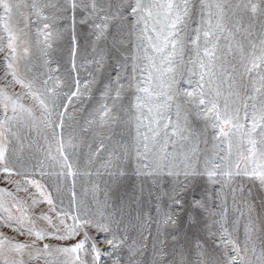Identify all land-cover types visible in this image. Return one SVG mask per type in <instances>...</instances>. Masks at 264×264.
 I'll return each instance as SVG.
<instances>
[{"label":"snow or ice","instance_id":"1","mask_svg":"<svg viewBox=\"0 0 264 264\" xmlns=\"http://www.w3.org/2000/svg\"><path fill=\"white\" fill-rule=\"evenodd\" d=\"M0 264H264V0H0Z\"/></svg>","mask_w":264,"mask_h":264}]
</instances>
